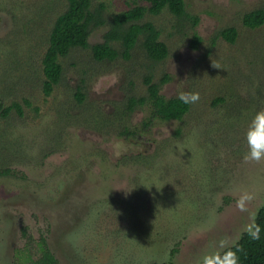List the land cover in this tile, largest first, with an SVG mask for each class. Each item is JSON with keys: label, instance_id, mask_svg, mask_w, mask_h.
I'll list each match as a JSON object with an SVG mask.
<instances>
[{"label": "rangeland", "instance_id": "374dc122", "mask_svg": "<svg viewBox=\"0 0 264 264\" xmlns=\"http://www.w3.org/2000/svg\"><path fill=\"white\" fill-rule=\"evenodd\" d=\"M185 1L197 24L168 7L143 19L160 28L166 58L150 59L140 40L129 58L99 60L75 47L46 94L42 59L68 1L0 0V100L23 108L0 112V264H14L23 224L47 236L62 264H200L254 228L264 161L244 155L248 126L264 109V23L243 18L264 0ZM100 2L106 19L148 5ZM229 26L235 41L220 35ZM108 28L93 27L90 43ZM147 75L167 97L200 99L183 119H158L146 131L150 103L129 102L148 94Z\"/></svg>", "mask_w": 264, "mask_h": 264}, {"label": "trees", "instance_id": "16d2710c", "mask_svg": "<svg viewBox=\"0 0 264 264\" xmlns=\"http://www.w3.org/2000/svg\"><path fill=\"white\" fill-rule=\"evenodd\" d=\"M66 8L56 17L50 37L49 45L42 59L44 70L43 90L50 94L63 76V64L61 58L66 56L75 47H91L95 58L115 59L119 55L129 58L136 44L140 40L148 57L154 61H161L169 54L168 44L161 38V30L152 20H143L147 12L158 14L168 7L179 18H191L194 24L199 22L197 15H191L187 9L185 0H146L148 5L137 4L133 7L115 13L111 19H106L103 12L106 3L100 2L94 5L93 0H67ZM243 22L247 26L258 27L264 23V6L258 7L244 14ZM108 23L109 28L104 33L100 42L90 43L92 28ZM220 35L230 41H235L238 30L235 26L223 28ZM194 46H198L202 36L195 32ZM121 46L119 50L116 46ZM147 95L130 98L129 107L132 109L137 104L150 103V112L143 121L142 126L147 131L158 119H183L190 110L191 104H185L176 97H167L162 91L160 82L147 75ZM169 76L162 78L164 83ZM80 99L83 95L80 94ZM15 108L19 114H23L22 106L14 102L3 105L0 100V112L8 115ZM140 131H143L141 128ZM131 134L136 131H131ZM10 172V170H7ZM259 227L260 238L252 239L249 230L244 231L240 238L225 247L220 254L229 249L237 251L240 264H264V205L260 207L255 225L252 230ZM22 233L25 238L23 246L15 248L14 264H62L52 250L45 234L38 237L32 234L26 225H22ZM149 264H172L168 261H153Z\"/></svg>", "mask_w": 264, "mask_h": 264}, {"label": "clouds", "instance_id": "9594fccd", "mask_svg": "<svg viewBox=\"0 0 264 264\" xmlns=\"http://www.w3.org/2000/svg\"><path fill=\"white\" fill-rule=\"evenodd\" d=\"M212 67L221 69L222 67L212 60ZM179 99L185 104H194L199 101V92H181ZM246 143L248 151L244 155L245 162L260 163L264 161V109L256 112L253 116L247 132H246ZM254 197L249 195L246 197L247 201H251ZM242 211H246L247 208L240 205ZM249 235L252 239L258 240L260 238L259 227L257 226L254 230H249ZM224 241L221 242V246H224ZM200 264H240V257L237 251L229 249L223 254L215 253L206 255L201 260Z\"/></svg>", "mask_w": 264, "mask_h": 264}]
</instances>
